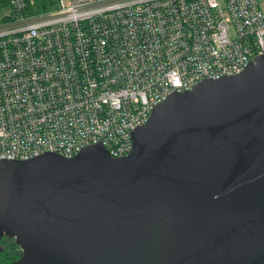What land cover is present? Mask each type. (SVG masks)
Segmentation results:
<instances>
[{
	"label": "water",
	"instance_id": "95a60500",
	"mask_svg": "<svg viewBox=\"0 0 264 264\" xmlns=\"http://www.w3.org/2000/svg\"><path fill=\"white\" fill-rule=\"evenodd\" d=\"M132 139L0 161L16 264H264V56L172 93Z\"/></svg>",
	"mask_w": 264,
	"mask_h": 264
},
{
	"label": "built area",
	"instance_id": "2783aa9c",
	"mask_svg": "<svg viewBox=\"0 0 264 264\" xmlns=\"http://www.w3.org/2000/svg\"><path fill=\"white\" fill-rule=\"evenodd\" d=\"M0 21V161L66 157L132 131L174 92L264 56V0H58Z\"/></svg>",
	"mask_w": 264,
	"mask_h": 264
},
{
	"label": "trees",
	"instance_id": "16d2710c",
	"mask_svg": "<svg viewBox=\"0 0 264 264\" xmlns=\"http://www.w3.org/2000/svg\"><path fill=\"white\" fill-rule=\"evenodd\" d=\"M28 10L34 14L48 12L58 7V0H26ZM10 9L9 0H0V21ZM5 249L0 252V264H16L22 255V250L15 243L14 238L3 236L0 246ZM1 246V247H2ZM15 249L19 250L17 253Z\"/></svg>",
	"mask_w": 264,
	"mask_h": 264
},
{
	"label": "flooded vegetation",
	"instance_id": "af4514ba",
	"mask_svg": "<svg viewBox=\"0 0 264 264\" xmlns=\"http://www.w3.org/2000/svg\"><path fill=\"white\" fill-rule=\"evenodd\" d=\"M1 246H2V245H1ZM1 246H0V252H1L2 250H4V249H5V247H4V246H2V247H1ZM19 249H21V248L19 247ZM21 250H22V249H21ZM18 251H19V250L15 249V252H16V253H17Z\"/></svg>",
	"mask_w": 264,
	"mask_h": 264
},
{
	"label": "rangeland",
	"instance_id": "374dc122",
	"mask_svg": "<svg viewBox=\"0 0 264 264\" xmlns=\"http://www.w3.org/2000/svg\"><path fill=\"white\" fill-rule=\"evenodd\" d=\"M5 14V13H4Z\"/></svg>",
	"mask_w": 264,
	"mask_h": 264
}]
</instances>
